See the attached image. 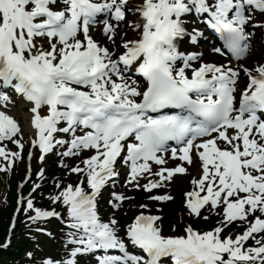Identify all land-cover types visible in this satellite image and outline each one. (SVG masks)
I'll return each mask as SVG.
<instances>
[{
	"label": "snow or ice",
	"instance_id": "obj_1",
	"mask_svg": "<svg viewBox=\"0 0 264 264\" xmlns=\"http://www.w3.org/2000/svg\"><path fill=\"white\" fill-rule=\"evenodd\" d=\"M256 10L264 13V0H139L135 4L130 0H0V80L32 102L31 123L37 137L32 144L39 146L40 159L59 144H69L65 156L92 151L82 161L83 167L77 164L69 169L81 174L80 182L68 184L53 197L67 206V223L76 230L69 233L70 242L76 246L66 260L49 257L43 264H78V256L99 249H119L122 255L100 256L98 264H164L166 258L173 264H264V63L254 70L233 67L231 62L193 67L192 61L200 57L178 48L180 38L189 36L195 43L202 35L187 27L186 18L197 14L220 34L234 57H244L251 35L246 26ZM102 13L126 21L137 31L134 39L123 41L124 51L116 58L89 34L90 25ZM128 13L133 14L131 20ZM103 32L115 43V27L108 19ZM179 61L183 66L177 67ZM130 65L145 78L143 86L125 79L123 72ZM241 71L247 81L239 89ZM8 100L0 92V102ZM42 107L46 114H41ZM60 122L66 126L58 128ZM81 127L85 130L77 135ZM19 131L17 121L0 111V140ZM58 131L71 133V141L55 140ZM170 140L182 145L172 148L173 157L179 151L182 160L192 163L190 153L195 149L201 161L202 175L193 180L198 188L186 193L191 213L199 215L205 205L221 206L223 221L209 231L188 225L183 235H164L156 224L159 216L140 212L124 234L142 250L143 254L134 255L118 234L117 220L100 218L97 197L119 175L118 158L130 162L128 182L134 188L150 190L173 173L185 172L183 166L162 167L155 174L160 180L139 182L140 176L152 174L149 161L164 164L158 153L167 151ZM14 143L24 147L19 139ZM125 149L127 155H122ZM19 155H9L0 147V157L7 162L0 168H9ZM113 196L110 203L125 199L122 194ZM33 207L29 199L24 211ZM34 211L29 216L33 221L60 215L54 210ZM237 220L247 222L244 231L234 238L222 236L223 229ZM249 238L255 246L245 247Z\"/></svg>",
	"mask_w": 264,
	"mask_h": 264
},
{
	"label": "bare ground",
	"instance_id": "obj_2",
	"mask_svg": "<svg viewBox=\"0 0 264 264\" xmlns=\"http://www.w3.org/2000/svg\"><path fill=\"white\" fill-rule=\"evenodd\" d=\"M132 31L134 32V36H135L137 31H136L135 29H133V28H132ZM253 62H255V60H254ZM16 105H17V106H21L22 103H21V102H18ZM15 112H16V113H15L14 116L17 117L18 119H22L23 115H22V114H19V112L16 111V110H15ZM22 120H23V119H22ZM21 122H22V121H21ZM26 127H27V126H26ZM26 127H24V128H26Z\"/></svg>",
	"mask_w": 264,
	"mask_h": 264
},
{
	"label": "trees",
	"instance_id": "obj_3",
	"mask_svg": "<svg viewBox=\"0 0 264 264\" xmlns=\"http://www.w3.org/2000/svg\"><path fill=\"white\" fill-rule=\"evenodd\" d=\"M0 256H1V254H0Z\"/></svg>",
	"mask_w": 264,
	"mask_h": 264
}]
</instances>
